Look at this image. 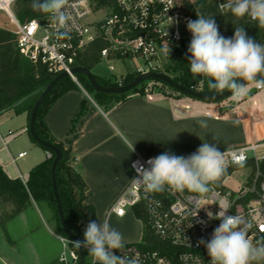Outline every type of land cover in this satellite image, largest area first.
Here are the masks:
<instances>
[{
	"label": "built area",
	"instance_id": "2783aa9c",
	"mask_svg": "<svg viewBox=\"0 0 264 264\" xmlns=\"http://www.w3.org/2000/svg\"><path fill=\"white\" fill-rule=\"evenodd\" d=\"M14 1L0 0V10L6 14L12 26L11 32L15 35L19 53L30 61L40 62L49 73L65 71L75 82V76L70 73L73 54L88 42L99 39L104 43L98 58L107 62L106 68L112 75L115 70L113 62L124 65L126 60H140L145 65V68L132 69L138 73L159 71L162 48L166 44L178 45L182 40L191 41L187 21L195 20L182 0H68L67 9L72 19L65 36L61 34L65 30L58 28L48 14L39 19L19 22L11 8ZM217 1L219 5L220 0ZM112 79L117 81L116 86L122 85L119 78ZM155 89L165 91L157 86ZM23 131L26 129L18 132ZM13 135L8 132L2 143L5 145ZM261 144L264 143L220 150L229 163L207 193L185 189L146 194L142 185L136 184L134 179L139 178L137 168L140 165L149 168L147 161L155 156L135 152L128 163L129 179L107 207L105 216L120 217L127 209L141 206L152 234L172 249L168 253L149 250L135 242L125 243L124 249L116 254L134 259L136 264H209L206 247L198 242L201 239L209 240L219 226L220 220L209 219L208 212L215 216L220 208L229 215H239L246 224H251L248 235L254 242L264 239V171L259 166L260 159L264 157H249L247 154L248 150L254 154ZM24 153L19 152L17 157ZM46 156L49 157L50 153L46 152ZM238 158L242 159V165L232 162ZM10 159L14 162V158ZM243 166L250 167L244 180L234 189L226 187L224 179ZM19 176L25 183L26 177ZM65 240L60 238L62 244ZM70 256L76 259L73 252H70ZM59 259L63 264H68L63 254ZM90 264H94L92 257Z\"/></svg>",
	"mask_w": 264,
	"mask_h": 264
},
{
	"label": "crops",
	"instance_id": "0c3cea01",
	"mask_svg": "<svg viewBox=\"0 0 264 264\" xmlns=\"http://www.w3.org/2000/svg\"><path fill=\"white\" fill-rule=\"evenodd\" d=\"M127 68L125 66L124 71L116 78L120 79L130 71ZM75 83L78 88L67 90L57 97L45 112L43 120L55 139L68 141L74 156V168L87 186L85 201L93 206L97 223L102 220L105 210L128 181V163L135 152L155 157L164 152L188 156L202 142L214 143L219 150L264 143V89L255 86L250 87L248 94L239 101H232L230 96L222 101H206L177 91L162 92L155 89V86H144L142 92L131 93L104 110L78 81ZM81 102H84L85 112L75 122L73 131H69L70 120L78 112ZM14 114L22 116L18 121L19 128L17 132L8 128L5 135H0V152L5 151L4 156L0 155V165L7 176L14 178L9 170L12 165L17 173L15 177L20 178V174L27 179L29 169L43 160L46 152L32 150L30 162H27L29 166L24 173L21 172L16 160L25 153L20 157L17 154L25 150H17L14 156L9 144H14V139L22 133L27 134L26 131H18L26 129L28 120L25 111ZM202 119L206 120L207 128L199 127L198 121ZM8 132L14 135L4 145L2 139ZM27 139L20 138L19 143L22 145ZM29 141L34 144L30 139ZM130 145H135L132 152ZM30 202V205L11 219L23 216L27 209L33 210L34 201ZM109 218L113 224H126L125 230L115 227L122 233L125 242L140 240L142 223L132 213L126 211L123 216L110 215ZM88 224L81 221L82 233ZM45 229L49 236L60 241L49 225ZM60 255L61 253L54 254L47 262L60 258Z\"/></svg>",
	"mask_w": 264,
	"mask_h": 264
},
{
	"label": "trees",
	"instance_id": "16d2710c",
	"mask_svg": "<svg viewBox=\"0 0 264 264\" xmlns=\"http://www.w3.org/2000/svg\"><path fill=\"white\" fill-rule=\"evenodd\" d=\"M185 8L193 15L196 20L197 14L205 17H213L219 27L220 34L224 37H232L235 27H247L252 29V38L261 44H264V29L258 28L254 21L247 17L237 19L229 12L219 8L217 0H182ZM223 0H220L222 3ZM12 12L19 22H25L32 18H42L45 13L34 11L31 7V0H15L12 4ZM198 10V11H196ZM8 24H10L8 22ZM190 41L182 40L178 45L170 46V56L165 57L162 54L160 59L165 61L164 69H158L160 72L168 75L173 81L204 93H216L208 88L207 83H200L202 77H194L190 72L189 53L187 52ZM104 43L99 39H94L77 49L73 54V66L86 67L89 70L99 61V50ZM138 72L127 71L120 78L121 84H125L136 76ZM55 75L49 73L46 67L40 62H33L23 57L15 44V35L11 28L0 27V112L12 110L14 113L26 112L27 120L32 105L41 88L45 83L50 81ZM78 83L87 91L92 93L94 101L104 110L113 106L120 100L125 99L129 94L142 92V84L138 83L129 91L123 93H108L94 91L82 74L74 75ZM97 82L104 86H116L117 81L106 79L93 74ZM77 84L69 76L60 78L52 88L47 92L40 102L34 119V132L38 138L47 141L49 144L57 147L60 151V157L54 168V179L56 191L60 200L63 216L67 227L73 232L79 241H83V233L80 229L81 221H96L95 210L90 203L85 201L87 196V186L81 175L74 168V156L68 141L62 142L55 139L46 127L43 116L49 109L54 100L70 89H77ZM171 90L176 91L171 88ZM34 94L28 96L25 100L16 106L11 104L31 92ZM182 94V93H180ZM221 100V99H220ZM219 101V100H216ZM85 112L84 102H81L76 115L70 120V129L73 127L78 118ZM28 124V123H27ZM26 132L27 127H26ZM29 139L35 145L39 146L44 152H49L50 156L35 163L28 171L25 183L18 177L11 178L7 176L0 165V230L8 240L6 223L23 211L31 200L34 202H45L53 212L55 219V231L62 237L66 238L58 220L56 204L53 197L50 175V164L53 158V152L44 146L37 144L28 134ZM259 166L264 171V158L260 159ZM134 216L142 223L141 237L138 244L149 250H160L165 253L171 251V247L159 241L151 232L145 222V212L141 206L132 208ZM71 249L76 253L78 258V249L69 242ZM83 263L90 264L91 256L88 251L82 248ZM46 264H63L59 258H53Z\"/></svg>",
	"mask_w": 264,
	"mask_h": 264
},
{
	"label": "clouds",
	"instance_id": "9594fccd",
	"mask_svg": "<svg viewBox=\"0 0 264 264\" xmlns=\"http://www.w3.org/2000/svg\"><path fill=\"white\" fill-rule=\"evenodd\" d=\"M67 4L68 0H31L32 9L48 14L58 28L65 30L61 33L65 36L72 19ZM219 7L238 20L248 17L258 28L264 29V0H223ZM197 17L187 21L191 33L188 67L193 76L202 77L200 83L206 82L212 91L230 92L232 101L241 100L252 86L264 89V44L249 37L244 27H235L232 37H224L213 17L200 14ZM162 54L169 58V45L162 48ZM198 123L202 129L208 127L206 120ZM130 148L134 151L135 145ZM232 162L243 163L239 158ZM147 163L149 168L143 165L137 168L139 178L134 181L151 195L185 189L207 193L210 185L224 173L229 161L214 143L202 142L188 156L164 152ZM227 213L221 208L215 216L208 212L209 219L220 220L211 238L198 242L206 247L209 264H264V239L254 242L248 235L251 224H246L239 215ZM83 237V241L71 243L78 249H87L94 264H136L134 259L116 254L124 249L125 241L108 216L99 223L89 222Z\"/></svg>",
	"mask_w": 264,
	"mask_h": 264
},
{
	"label": "rangeland",
	"instance_id": "374dc122",
	"mask_svg": "<svg viewBox=\"0 0 264 264\" xmlns=\"http://www.w3.org/2000/svg\"><path fill=\"white\" fill-rule=\"evenodd\" d=\"M190 1L193 2L196 0ZM0 27H4L7 29H10L12 27L10 24H8V18L6 14H4V12L1 10ZM244 29L247 35L252 38V29H249L247 27H244ZM106 63L107 62L104 59H100L92 66L91 72L101 76L102 78L112 80L113 77H117L121 71H124L125 66H127V69L130 71L132 69H135V67L145 68V65L141 63L140 60L134 62L126 60L125 66L115 61L113 62L115 70L113 71L112 75V73L106 68ZM164 63L165 61L161 60V69H164ZM142 86H157L162 90H171L169 86L153 79L145 80ZM87 93L92 97L91 92ZM177 93L180 94V92L178 91ZM20 117L22 116L14 114L11 111H4L0 113V135H5L8 128L13 130L14 132H17V129L19 128L18 121L20 120ZM23 137L27 139V134L22 133L19 137L14 139V144H9L10 150L14 156L16 155L17 150H25V155L21 158H17L16 160L22 173H24L27 170V166H29L27 162H30V156L32 153L31 151L33 150L36 152H42V149L34 144H31L29 139H27V142H25L24 144L22 143L21 145L19 141L20 138L25 139ZM247 154L249 157H252L253 155H255L257 158L264 157V144L257 146L254 150V154L251 150H248ZM0 155L4 156L5 151H1ZM9 170H11L10 173L13 174V177L17 176V173H15L14 167L12 165L9 167ZM249 170V166H243L232 172L224 180L227 187L230 189H234L244 180L245 176L249 173ZM30 204L31 202L28 205ZM32 205L33 210L27 209L23 216H17L6 223V231L9 237L8 240L5 239L3 232L0 230V264H46L51 256L59 253H61V255L63 254L68 264H74V262L77 260V255L71 249L69 242L65 240L64 244H62V242L49 236L46 232L45 226L48 225L51 229L55 230V219L50 207L47 206L45 202H34V204ZM127 211L134 215L132 209L129 208L127 209ZM104 217L105 215H103L102 219ZM111 225L114 228H119L120 230H125L127 228L126 224H120L118 222L114 224L111 222ZM56 234L59 236V238H64L57 232ZM138 241H126L125 243H135ZM70 252H73V254L76 255V259L70 256Z\"/></svg>",
	"mask_w": 264,
	"mask_h": 264
},
{
	"label": "water",
	"instance_id": "95a60500",
	"mask_svg": "<svg viewBox=\"0 0 264 264\" xmlns=\"http://www.w3.org/2000/svg\"><path fill=\"white\" fill-rule=\"evenodd\" d=\"M70 73L72 75H75V74L84 75L86 77V79L88 80L90 87L94 91H100V92L123 93V92L129 91L132 87L136 86L138 83H140L142 81L153 79V80H157V81L164 83L165 85L175 89L176 91H178L184 95H187V96L192 97V98L201 99V100L216 101V100H220V99H223V98L231 95V93L228 91H225L224 93L216 92V93H210L209 94V93L201 92L199 90L191 89V88L185 87V86L173 81L165 73H162L160 71H153V70L138 73L131 80H129L125 84H122L119 86H104V85L99 84L97 82V80L95 79V77L93 76V74L91 73V71L86 67L73 66L70 68ZM64 76H66V72L61 71L57 75H55L50 81H48L47 83H45L43 85V87L41 88L40 94L38 95V97L36 98V100L34 101V103L32 105V108H31V111L29 114L28 124H27V131H28V134L32 137V139L37 144H40V145L44 146L45 148H47L53 152V158H52L51 164H50V175H51V179H52L51 180L52 181L51 186H52L54 201L56 204L58 220H59V224H60V226H61V228H62V230L66 236L67 241L74 242V241H79V240L76 237V235H74L73 232L66 225V222H65V219L63 216V211H62L61 204H60V200H59V197H58V194L56 191V186H55L54 168H55V165H56V163L60 157V151L57 147L49 144L47 141L38 138L34 132V119H35L37 108H38L40 102L42 101L44 96L47 94V92L52 88V86L60 78H62ZM35 92L36 91L31 92L28 95H25V96L15 100L11 104V106L18 105L23 100H25L28 96L34 94ZM2 112L3 111H1L0 113H2ZM82 263H83V253H82V248H80V249H78V258L74 264H82Z\"/></svg>",
	"mask_w": 264,
	"mask_h": 264
}]
</instances>
